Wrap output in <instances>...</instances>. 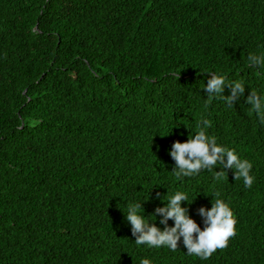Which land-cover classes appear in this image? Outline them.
I'll return each mask as SVG.
<instances>
[{
    "label": "trees",
    "instance_id": "16d2710c",
    "mask_svg": "<svg viewBox=\"0 0 264 264\" xmlns=\"http://www.w3.org/2000/svg\"><path fill=\"white\" fill-rule=\"evenodd\" d=\"M249 54L264 0H0V264H264V125L202 89L220 71L264 91ZM202 118L252 162L251 188L170 172ZM175 191L201 227L217 194L237 218L208 260L134 242L125 203L148 192L147 216Z\"/></svg>",
    "mask_w": 264,
    "mask_h": 264
},
{
    "label": "clouds",
    "instance_id": "9594fccd",
    "mask_svg": "<svg viewBox=\"0 0 264 264\" xmlns=\"http://www.w3.org/2000/svg\"><path fill=\"white\" fill-rule=\"evenodd\" d=\"M247 61L249 68L264 77V54H249ZM205 73L210 75L202 89L209 100L220 98L227 108L232 109L243 98L257 121L264 125V91L249 88L243 79L230 81L220 71ZM246 86L249 89L247 97L244 96ZM226 87L229 89L227 96L222 94ZM210 128V121L202 118L197 124L198 130L191 137L188 136L184 142L174 141L171 144L168 155L174 161V166L170 172L177 181H181L186 177L197 176L202 171H209L215 174V180L220 181L227 176V170H232L234 179H242L244 187L251 188L255 181L252 162L242 159L234 148L218 143L217 138L209 134ZM214 168L221 170L213 171ZM155 198L160 200L162 206L155 207L147 216L142 204L149 199L148 192L147 199H132L125 203L124 219L130 225L137 246L164 247L176 251L178 245L182 244L186 255L208 260L217 249L227 247L229 238L236 234L237 218L230 205L220 199L218 194L215 201L210 202V208L201 206L197 209L202 227L189 215L187 205L194 200L189 202L185 191H175L166 198L157 193ZM182 202L185 206H182ZM157 217L160 226H157ZM169 220L172 221L171 226ZM140 264H152V260L142 258Z\"/></svg>",
    "mask_w": 264,
    "mask_h": 264
}]
</instances>
